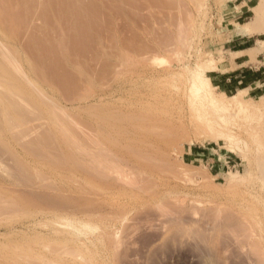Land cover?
Here are the masks:
<instances>
[{"label":"rangeland","instance_id":"1","mask_svg":"<svg viewBox=\"0 0 264 264\" xmlns=\"http://www.w3.org/2000/svg\"><path fill=\"white\" fill-rule=\"evenodd\" d=\"M46 1L7 0V2L11 3L10 7H13L12 10H15L14 14H16V18L18 17L17 24L18 27L20 26L15 40L16 46L20 51V66L22 67V69L20 68V79H23L20 81V85H25V87L29 85V89L26 87V90H28L26 94H29L28 96L32 95L34 99L31 101V98H28L26 94L24 96H27L29 103L24 100V97V99L20 98V110L23 108L21 110L23 114L21 111L20 114L23 115V118L20 115V125L16 127L17 129L14 128L16 129L14 132L12 131L14 136L18 132V140L16 136V141L14 142L15 137H12L11 140H6L7 144L5 141L2 142L4 146L0 142V148L6 145V148L2 149V151L5 150V154L3 153L4 156H2L3 159L1 157L2 166L5 169L2 172L4 177L0 173V196H2L0 198L1 264L5 262V264H10L9 259L18 253H20V258L29 259L31 254L28 256L27 253L31 252L35 253L33 256L36 255L33 257V260L37 261L36 263L33 262L34 264H200L197 253L192 249H182L179 245L168 241L170 229L173 226L166 220L168 218V210H174L172 213L185 210L183 213L192 217L191 220L193 219L189 223V227L194 229L199 224H201V227L203 224L208 227L216 224L221 227L222 225L223 227L227 225L231 231L233 227L236 229L239 225V231L240 227L244 228L242 226L247 224V226H253V228L245 227V229H248L246 231L254 230L264 236V95H255L250 90H245L242 94L244 103L240 104L242 107L240 108L239 104L237 105L236 101L230 98L232 95L222 92L208 78L212 75V71H218L214 70L211 64L218 63L226 68L232 62L234 55L230 52L231 48L233 50L234 48L244 47L248 43L256 44L260 49L264 48V45L260 43V40L264 39V33L254 34L251 37V42H246L244 39L240 40L237 35L240 28L249 22L254 24V21H258L256 22L257 26L260 29H264V15L259 17V20H256V6L260 0H56V3L55 0ZM22 2L25 6H23ZM14 5L16 6L14 7ZM29 6H33V10ZM247 8L251 9L250 12H242L243 9L245 11ZM100 10L101 12H98ZM21 11L24 16H19ZM61 11L63 15H61ZM65 11H68V13ZM28 12L31 13L29 14ZM82 14L84 16L81 17ZM237 14L242 15V17L237 18ZM96 15L99 17H96ZM53 21H56L59 25ZM10 43L6 47L8 51L14 49V47L10 46L12 45ZM49 43L57 45L53 47ZM60 43H64L62 45L63 49L70 50L69 52L65 50L66 56L70 58L65 56L61 58V55L60 57L56 54V52L59 53L57 49ZM0 44L3 45L1 39ZM71 46H74L73 50ZM50 52H52V55H50ZM28 60L45 67V72L49 73V75L47 73V76L52 79H50V84L53 85L54 81L56 86L55 84L52 87L38 84L37 88L32 84H28L24 77L25 73L27 74L26 62ZM71 61L74 67L72 66L73 64L71 65ZM76 65H78L77 68ZM52 66L54 67L52 68ZM209 67L210 70H208ZM63 73H67L69 76L65 75V78H63ZM196 74L197 76H195ZM91 76L94 77L92 78ZM206 76L210 80V82L208 80L209 84L213 87L210 86L212 93L218 100L227 102L230 106L229 111L218 113L206 101L195 97L191 93L182 94L180 92L177 94L175 97L177 101L176 108H180L189 119L197 117V120H194L197 125L181 133L177 130L176 119H173L174 122H171L172 124L169 122L168 127L170 130L165 133L168 134V137L167 134L166 137L170 139L171 144L169 143L170 145L166 147V150L163 151L164 154L162 153L160 158L158 156L151 159L153 164L156 163L155 165L157 163L160 165L163 161L161 165L165 168L160 165L159 168L162 169H159V175L152 177L157 181L151 178L148 179L154 180V182L151 181L153 186L157 184L155 188L160 198L157 202L151 203L153 205L146 204L139 195L138 198H141V202H139V199L136 201L137 186L129 183L127 180L130 179H126L128 177H125L123 173V175H120L119 171L116 173L112 170H110V173H106L107 175L103 174L106 169L109 172V168H105V171H102L103 167L100 166L105 159L99 160L98 158L106 155H99L100 151L102 150V153L105 154H107L108 150L112 152L113 147L110 148L108 145L114 144L113 138L118 137L116 126L120 125V122L123 123L124 117L127 120L134 110H147V105H145L146 107L144 105L136 107L138 97L144 91L142 90L145 85L144 79L149 83L150 94L156 95L162 93L163 90L170 87L173 83H180L187 79L204 82L203 77ZM31 78L35 81V78ZM136 80H138V83ZM35 82L37 83V81ZM120 83H122V87L119 86ZM41 87L42 89H40ZM65 89H67L66 92ZM40 96L42 97L40 98ZM46 98L50 101L46 100ZM33 100L41 101L37 102V105L34 101V104L36 107L39 105L38 109H41L42 112L33 107ZM31 105L33 106L31 107ZM149 106L152 108L159 107L161 116L172 120L173 108L171 101L155 99L149 103ZM48 108H53L54 115H56L55 119H53L54 116L52 117V109L49 110ZM36 109L38 112H36ZM44 109L49 110L52 114L48 116L50 113ZM106 111L109 114L112 112L110 116H113L110 119L105 117ZM39 112L41 115H39ZM121 112L124 114L123 117ZM95 113H100L102 117L104 115L106 121H100V115ZM126 113L127 116H125ZM205 116L212 119V121L210 119L211 123L210 121L208 123ZM112 117L116 118V121H113ZM108 119L111 122H108L110 127L106 123L109 121ZM102 121L104 122V128H102ZM114 123H117V125ZM128 123L129 120L123 124L128 125ZM105 125L108 128L106 127L105 129ZM171 126L176 128H171ZM111 127L112 129H110ZM63 128L64 132L69 134H65L70 139L69 143L72 140L69 145L72 147V151L74 150V153L76 151L75 154L77 160H79L77 161L79 162L77 167L80 169L76 166L74 169L70 167L71 171L64 169L61 172L60 170L58 173L60 175H58L50 172L51 170H49L50 168L47 164H49L50 156L63 153V148L58 143H55L56 139H53L54 135L58 134L54 131L63 132ZM108 129L111 131L109 132ZM158 129L159 132L160 129L163 131L162 128L158 127ZM207 129L210 131L207 132ZM211 130L214 135L210 134L212 133ZM53 132L54 135H52ZM101 133H104L102 138ZM44 136L50 137L52 142L47 148L44 147L41 150L38 142L40 143ZM179 136L180 138L182 136V139ZM108 137L112 142H110ZM100 139L104 140V145L107 144L108 148L101 146ZM105 139L109 141V144L105 142ZM123 144H120L118 149L123 147V150H125L126 147L124 148L125 144ZM69 145L68 147L70 148ZM89 147H92V153H95L93 154V163L91 162L90 164L92 166L91 185L88 183V177L86 178L84 174L86 172L85 169H87L86 166L90 163L88 155H86L88 152H85ZM105 147L106 149H104ZM33 149H39L37 152H43H39L36 155ZM111 154L113 155V152ZM112 155H108V158L111 159ZM80 159L83 161L81 160V162ZM102 160L104 161L100 162ZM108 163L105 162L106 165L103 164L102 166L110 167L111 165H107ZM81 167L84 169L83 171ZM122 170L121 168L120 171ZM161 170L163 171L162 174ZM10 171L20 176V181L23 182L20 183L25 184L24 182H26L30 184L29 187H32V189L43 190L53 199L60 196L62 197L61 200H63L67 196L64 200L66 201L68 198L66 204L67 206L70 205L68 206L69 209L64 206L63 202V206H59L61 209L56 210L55 207L57 206H52L51 208H54L52 210L48 204L46 206L45 203L44 206L42 201H38L31 195L28 196L29 193H25L23 190L26 187H21V185L20 187H14L10 183L11 179L8 174L11 173ZM106 177L108 178L106 179ZM113 177H115L114 179L117 182L112 179ZM121 177L124 182L119 180ZM105 179L107 181L112 180L107 182ZM41 182L45 183L41 185ZM56 186L59 188L57 189ZM49 188L52 189L50 190ZM89 188L91 193H89ZM113 188H119L125 193L127 200L124 199L125 201H122L124 206L126 201L132 202H130L132 206L131 204L129 206L126 202L127 208L129 206L128 210L124 206L123 208L112 206L110 202L114 198H106L100 195L102 191L100 189L112 190ZM56 192L60 194L57 195ZM8 196L11 199L13 197L15 200L9 199ZM28 197L33 199L31 200ZM134 197L136 199H133ZM164 199H167L168 202H165ZM93 200L98 201L94 202ZM102 200L104 201L101 202ZM100 202L102 205L97 204ZM88 203L90 206L93 205L92 203L94 205L88 208ZM159 203L162 206H159ZM7 204L9 205L7 206ZM80 204L83 210H80L82 209L79 207ZM133 204L137 206L135 207ZM99 206H101V210ZM64 207L68 210L64 209ZM153 207L155 210L152 209ZM62 208L64 209L63 211ZM95 208L98 210H95ZM159 208L167 213L159 210ZM156 209L159 213L155 215H161L159 217L160 220L157 221L158 223L155 224V219V223L152 221L151 225L146 223L147 227L140 225L141 221H145L139 219L140 216L143 218L146 212L151 211L154 213ZM161 211L165 216L167 215L165 219H163L164 217L162 218ZM240 215L242 217H239ZM234 216L235 218L238 217L236 222ZM242 218H247L245 223ZM223 220L227 223L226 225ZM137 221H139L137 224L140 226H136L137 224L135 223ZM160 222L162 225L159 224ZM217 222L219 223L217 224ZM237 223L239 224L236 225ZM142 224L145 225L144 222ZM233 230L234 235L246 236L243 233H246L244 229L240 230L243 234L240 231V234H237L238 232ZM254 240L253 244L256 243V245H252L254 248H252L253 255L260 256H254V258H256V261L258 260V264H264V244L260 243L258 235ZM170 246H177V249ZM61 247L62 250L64 249L63 251L67 252H63ZM255 250L258 251L255 252Z\"/></svg>","mask_w":264,"mask_h":264},{"label":"bare ground","instance_id":"2","mask_svg":"<svg viewBox=\"0 0 264 264\" xmlns=\"http://www.w3.org/2000/svg\"><path fill=\"white\" fill-rule=\"evenodd\" d=\"M24 1V0H23ZM46 1V0H45ZM48 1V0H47ZM46 1V2H47ZM51 1V0H50ZM61 1V0H60ZM64 1V0H63ZM67 1V0H66ZM65 1V2H66ZM73 1V0H72ZM14 2V1H13ZM35 2V1H34ZM9 3V4H8ZM15 3V2H14ZM23 3V2H22ZM33 3V2H32ZM51 3V2H50ZM55 3H56V0H55ZM68 3V2H67ZM71 3V2H70ZM10 2H7V0H0V39H1V41H2V43H3V45H1L0 46V142L2 143V142H4L5 141V143L7 144V142H6V140H11L12 139V137L14 138L15 137V140H14V142L16 141V136H17V133H16V136H14V130H16L17 128L16 127H18L19 125H20V115H22L23 114V112L20 110V106H21V104H20V98L22 99L23 97L25 98H23L24 100H27V96L29 95H27L26 94V91H28V90H26V87H25V85H20V81L23 79H20V68L22 69V67L20 66V51H19V49H18V47L16 46V43H15V40H16V36H17V33H19L18 31H19V29L18 28H20V26L18 27V24H17V19H18V17L16 18V14H14V11L15 10H12V8L10 7ZM21 4V3H20ZM24 4V3H23ZM47 4V3H46ZM53 5H54V3H52ZM51 4V5H52ZM74 4V3H73ZM28 5V4H27ZM32 5V4H31ZM16 5H14V7H15ZM22 6V5H21ZM21 6H19V7H21ZM23 6H25V4L23 5ZM55 6V5H54ZM66 7H67V5H65ZM29 7H31V10H33V6H29ZM49 7V6H48ZM52 7V6H51ZM74 7V6H73ZM78 7V6H77ZM76 7V8H77ZM80 7V6H79ZM17 8V7H16ZM24 8V7H23ZM54 8V7H53ZM95 8V7H94ZM256 20L258 19H260L259 17H261L262 15H264V0H260L259 1V3L257 4V6H256ZM29 9V8H28ZM43 9V8H42ZM55 9V8H54ZM91 9V8H90ZM89 9V10H90ZM95 9H97V8H95ZM17 10H18V8H17ZM26 10V9H25ZM25 10H23V12H25ZM44 10V9H43ZM56 10V9H55ZM61 10V9H60ZM59 10V11H60ZM64 10V9H63ZM20 11V10H19ZM29 11H30V9H29ZM54 11V10H53ZM48 13H49V11H47ZM66 12V11H65ZM84 12V11H83ZM98 12H101V10L100 11H98ZM29 14L31 13V12H28ZM53 13V12H52ZM54 13H56V12H54ZM66 13H68V11L66 12ZM69 13H70V11H69ZM82 13V12H81ZM18 14V13H17ZM29 14H27V15H29ZM42 14V13H41ZM50 14H51V12H50ZM58 14V13H57ZM91 14V13H90ZM94 14V13H93ZM92 14V15H93ZM20 15H23L22 14V11H21V14H20V12H19V16ZM59 15V14H58ZM61 15H63V13H62V11H61ZM91 15V16H92ZM24 16V15H23ZM51 16V15H50ZM54 16H55V14H54ZM82 16H84L83 14L81 15V17ZM26 17V16H25ZM96 17H99V16H97L96 15ZM102 17V16H101ZM52 18H54V17H52ZM52 18H51V20H52ZM47 19H49L48 17H47ZM99 19V18H98ZM56 20V19H55ZM58 20V19H57ZM56 20V21H57ZM255 20V19H254ZM253 20V21H254ZM49 21V20H48ZM47 21V22H48ZM56 21H53V22H55L56 23ZM59 21V20H58ZM101 21H102V19H101ZM21 22H22V20H21ZM255 23L256 22H258V21H254ZM50 23V22H49ZM253 24V22L251 23V22H249L248 24H246V25H244L243 27H241L240 28V30H239V32L240 33H242V34H250V35H254V34H258V33H264V29H260L259 28V26H257L258 24L256 23V24ZM51 24V23H50ZM56 24H58V23H56ZM59 25V24H58ZM22 26V25H21ZM85 27H87V26H85ZM46 28V27H45ZM44 29V28H43ZM42 29V30H43ZM89 30V29H88ZM44 31H46V30H44ZM44 31H42V32H44ZM20 32H21V30H20ZM77 32V31H76ZM80 34V33H79ZM77 37V36H76ZM113 37H115V36H113ZM18 38H19V35H18ZM64 38V37H63ZM62 38V39H63ZM80 38V37H79ZM67 39V38H66ZM83 39H84V37H83ZM4 41V42H3ZM60 41H62V40H60ZM67 41V40H66ZM81 41V40H80ZM98 41H99V39H98ZM11 42V43H10ZM63 42V41H62ZM5 43V44H4ZM8 43H10V44H12V45H14V46H12V45H10L11 47H14V49L12 50V49H10L9 47V51L8 50H6V47H7V44ZM66 43V42H65ZM77 43H79L78 41H77ZM84 43V42H83ZM260 43L262 44V45H264V39L263 40H260ZM48 44V43H47ZM50 44V43H49ZM81 44V43H80ZM50 45H53V47L55 46L56 47V45H54V44H50ZM62 45H64V43H60V46H59V48L57 49V50H59L58 52L60 53H57L56 51V54H58L61 58H63L64 56L65 57H68V56H66L67 54H66V52H69L70 50H68V49H63L62 47ZM72 45V44H71ZM82 45V44H81ZM81 45H79L78 44V46H80L81 47ZM46 46V45H45ZM48 46V45H47ZM65 46H66V44H65ZM69 46V45H68ZM51 47V46H50ZM74 47V46H73ZM72 46H71V49L73 48ZM76 47V46H75ZM45 48V47H44ZM64 48H67V47H64ZM78 48V47H77ZM76 48V49H77ZM54 49V48H53ZM53 49H51L52 51H53ZM48 50V49H47ZM65 50H66V52H65ZM73 50V49H72ZM262 49H260V48H258V47H255V48H251L250 50H249V52L251 53V54H253L254 55V57H255V54H257L259 51H261ZM49 51V50H48ZM77 51V50H76ZM240 52V51H239ZM51 54L50 55H52V52H50ZM241 53H243V52H241ZM72 54V53H71ZM70 54V55H71ZM28 56V55H27ZM53 56H54V54H53ZM72 57H73V55H72ZM29 58V57H28ZM57 58V57H56ZM68 58H70V57H68ZM74 58V57H73ZM33 59V58H32ZM32 59H31V61H32ZM51 59H53V58H51ZM54 59H55V56H54ZM65 59H67V58H65ZM35 60H37V59H35ZM40 60V59H39ZM57 60V59H56ZM70 60V59H69ZM30 60H28L26 63V65H27V74L25 73V78H26V80L25 81H28L27 83L28 84H32V85H34L35 87H37L38 88V84H41V85H44V86H46V85H48V86H53L54 84H55V82L53 81V85L52 84H50L51 83V81H50V77H48L47 76V71L45 72V67H42V65H40V64H37L36 62V64L34 63V62H31ZM67 61H68V59H67ZM253 61V60H252ZM76 62V61H75ZM74 62V63H75ZM53 63V62H52ZM58 63V62H57ZM62 63V62H61ZM71 63V65L73 64V62L71 61L70 62ZM81 63V62H80ZM214 63V62H213ZM216 63V62H215ZM63 64V63H62ZM211 64V63H210ZM209 64V66L210 67H212L214 70H218V71H223L224 72V70L226 69V68H224V67H222V66H220V64H218V63H216V64H211L210 65ZM40 65V66H39ZM51 65V64H50ZM57 65V64H56ZM61 65V64H60ZM60 65H58V66H60ZM80 65V64H79ZM55 66V65H54ZM54 66H52V68L54 67ZM58 66H57V68H58ZM65 66V65H64ZM73 67H74V64L72 65ZM77 66L78 65H76V68H77ZM81 66V65H80ZM210 67H209V69L208 70H210ZM49 68V67H48ZM61 68V67H60ZM78 68H80V67H78ZM207 68V67H206ZM45 69V70H44ZM50 69H51V67H50ZM49 69V70H50ZM66 69V68H65ZM68 69H69V67H68ZM54 70V69H53ZM77 70H80V69H77ZM61 71V70H60ZM63 71H66V70H63ZM62 71V72H63ZM74 71V70H73ZM81 71V70H80ZM57 72V71H56ZM59 72V71H58ZM61 72V73H62ZM69 72V71H68ZM170 72V71H169ZM55 73V72H54ZM53 73V74H54ZM65 73V72H64ZM63 73V74H64ZM52 74V75H53ZM76 74V73H75ZM48 75H49V73H48ZM65 75H68L69 76V74H64V77L63 78H65ZM77 75V74H76ZM81 75V74H80ZM22 76V77H23ZM54 76H55V74H54ZM71 76V75H70ZM74 76V75H73ZM195 76H197V74L195 75ZM31 77H33V78H35V81H37V83L31 78ZM77 77V76H76ZM92 77V76H91ZM94 77V76H93ZM92 77V78H93ZM24 78V79H25ZM71 78V77H70ZM73 78V77H72ZM146 78V77H145ZM196 78H198V77H196ZM208 78H210V77H208ZM58 79V78H57ZM61 79V78H60ZM52 80V79H51ZM59 80V79H58ZM74 80H75V76H74ZM73 80V81H74ZM197 80V79H196ZM205 80V81H204ZM208 80L209 79H207V76L206 77H203V81L204 82H202L201 80L200 81H190V80H186V81H182V82H180V83H173V84H171V86L170 87H168V88H166L165 90H163V92L162 93H159V94H156V95H151L150 94V89H149V83H148V81H145V79L143 80V82H144V86L142 87V90H144V91H142L141 92V95L138 97V100H137V103H136V107H139V106H141V105H144V107H146L145 105H147V110H145V111H141V110H134V112L132 113L131 111V115H129V113H128V115H129V117L127 118V120H126V117H124V121H123V123H126V121H128L129 120V123H128V125H126V124H123V123H121L120 121H118V122H120L119 124L120 125H118V126H116L117 128H116V130H117V136L119 137H115V138H113V137H111V138H113V142H114V144L113 143H111L110 145H108L110 148L111 147H113L112 148V152H113V155L111 154L112 152H111V150L109 151L108 149V152H107V154L108 155H112V157H110L111 159H109L108 158V155L107 154H105V153H102V150L100 151V153H99V155L101 154V156H105L106 158H108L109 159V161H107L106 160V158L105 157H102V158H98L99 160H101V159H105V161L104 160H102V161H100V162H103L104 161V165H106L105 164V162L107 163V162H109L107 165H111L110 167L109 166H102L101 164V166L100 167H103V169H102V171L104 170L105 171V168H109L108 170H109V172L107 171V169H106V171H105V173L103 172V174H106V173H110V170H112L113 172H116L117 173V171H119V173H121L120 175H123L124 174V176L125 177H128V178H126V179H130V180H127V181H129V183H131L132 185H136L137 186V188H136V194H137V200L136 201H138V199H139V202H141L140 201V197L138 198V195L139 196H141L142 197V199L144 200V202L146 203V204H151V203H155V202H157L158 200H159V198H160V196H159V193H158V191L156 190V188H155V186L157 185H155V186H153V183L152 182H154V180H156V179H154V178H152V177H155V176H158L159 175V173H160V170L159 169H162V168H159L160 167V165L163 163V161H162V163L160 164V165H158V163H157V165H155V164H153V162L151 161V159H153V158H156V157H158L159 156V158H160V155L162 156V153H163V151L164 150H166V147H168V145H170L171 144V141H170V139H167V137H168V134L167 133H165L166 131H169L170 130V128L168 127L169 126V124L172 122H174V120L173 119H176L177 120V125H176V127L178 128L177 130H178V132H181V133H183L184 131H186V130H188L190 127H192V126H196L197 124H196V121H194L195 119L197 120V117L194 119V117H192L193 119H189L188 117H187V115L180 109V108H176V104H177V101L175 100L176 98V95L177 94H179L180 92H182V94L183 93H191L192 95H194L195 97H197V98H200V99H202V100H204V101H206L210 106H211V108H213V110L215 111V112H217L218 111V113L219 112H228L229 111V108H230V106L227 104V102H223L222 100L220 101V100H218L215 96H214V94L212 93L213 91H212V89H211V84H209V82H210V80H209V82H208ZM60 81V80H59ZM58 81V82H59ZM89 81H90V79H89ZM64 82V81H63ZM136 82L138 83V80H136ZM199 82H202V83H199ZM23 83V82H22ZM67 83V82H66ZM58 84V83H57ZM62 84V83H61ZM70 85V84H69ZM55 86H56V84H55ZM72 86V85H71ZM120 87H122L123 85H122V83H120V85H119ZM211 86V87H210ZM28 87H29V85H28ZM27 87V88H28ZM40 87V86H39ZM59 87H60V85H59ZM66 88V87H65ZM213 88V87H212ZM29 89V88H28ZM31 89V88H30ZM33 89V88H32ZM40 89H42V87L40 88ZM63 89H64V87H63ZM62 89V90H63ZM68 89V88H67ZM67 89H65V92H66V90ZM244 89V88H243ZM120 90V89H119ZM37 91H38V89H37ZM64 91V90H63ZM116 91V90H115ZM245 90H240V91H238L237 93H235L234 95H232V96H230V98L231 99H234V101H236V103H237V105L239 104V107L240 108H242L241 106H240V104H243L244 103V101H243V99H242V94H243V92H244ZM39 92V91H38ZM68 92V91H67ZM31 93V92H30ZM34 93V92H33ZM32 93V94H33ZM113 93H114V91H113ZM116 93H117V91H116ZM20 94H22L21 95V97H20ZM27 95V96H24V95ZM35 94V93H34ZM33 94V95H34ZM39 95V94H38ZM42 95V94H41ZM226 95V94H225ZM32 96V95H31ZM31 96H28V98L30 97L31 99V101H32V99H34V97L32 98ZM43 96V95H42ZM42 96H40V98L42 97ZM48 97V96H47ZM189 97V96H188ZM43 98H45V97H43ZM98 98H99V96H98ZM102 98V97H101ZM184 98V97H183ZM227 98V97H226ZM48 98H46V100H47ZM155 99H161V100H166V101H171L172 102V108H173V112H172V114H171V117H173L172 118V120H168V119H166V117H164V116H161V112L159 111V107H154V108H152V107H150L149 106V103H151L153 100H155ZM35 100H36V98H35ZM35 100H33V105H31V107L33 106V107H36V105L39 103V102H41V101H35ZM38 100H40V99H38ZM43 100V99H42ZM45 100V99H44ZM49 100V99H48ZM188 100V99H187ZM36 103H35V102ZM50 101V100H49ZM189 101V100H188ZM195 101V100H194ZM27 102H28V100H27ZM38 102V103H37ZM52 102H54V101H52ZM183 102V101H182ZM29 103V102H28ZM31 103V102H30ZM36 105H35V104ZM45 103V102H44ZM190 103V102H189ZM230 103V102H229ZM185 104V103H184ZM233 104V103H232ZM48 105H49V103H48ZM53 105H54V103H53ZM236 105V104H235ZM23 106V105H22ZM51 107H53L52 105H50ZM49 106V107H50ZM248 106V105H247ZM24 107V106H23ZM38 107H39V105L36 107L37 109H38ZM41 107V106H40ZM42 108V107H41ZM44 108V107H43ZM238 108V107H237ZM249 108V107H248ZM25 109V108H24ZM26 109H27V107H26ZM30 109V108H29ZM35 109V108H34ZM37 109H36V112H38V111H40V112H42L41 111V109L39 110L38 109V111H37ZM49 110H51V111H53L52 113L51 112H49V110H45L46 112L48 111L50 114H48V116H50L51 114H52V117H53V119H55V117H56V115H54V110H53V108H48ZM209 109V108H208ZM232 109V108H231ZM239 109V108H238ZM244 109V108H243ZM248 110V109H247ZM20 111L22 112V114H20ZM95 111V110H94ZM98 111V110H97ZM108 111V110H107ZM106 111V112H107ZM111 111V110H110ZM113 111V110H112ZM39 112V113H40ZM45 112V113H46ZM56 112V111H55ZM105 112V113H106ZM206 112V111H205ZM237 112V111H236ZM27 113V112H26ZM102 113V112H101ZM104 113V112H103ZM112 113V112H111ZM110 113V114H111ZM117 113V112H116ZM120 113V112H119ZM118 113V114H119ZM56 114H57V112H56ZM96 114V113H95ZM97 114H99L100 116H99V120L101 121V120H103V121H106V119L104 118V115H103V117L101 116V114L100 113H97ZM96 114V115H97ZM108 116H107V115ZM105 114V117H107V118H111V116H113V115H111L110 116V114L107 112ZM114 115H115V113H113ZM121 114H123L122 112H121ZM207 114V113H206ZM225 114V113H224ZM236 114V113H235ZM39 115H41V113L39 114ZM57 115H59V114H57ZM93 115V114H92ZM196 115V114H195ZM43 117H44V115H42ZM124 116V114L122 115V117ZM125 116H127V113H126V115ZM207 116H208V114H207ZM101 117V118H100ZM206 117V116H205ZM22 118H23V115H22ZM49 118V117H48ZM51 118V117H50ZM98 118V117H97ZM105 120H104V119ZM119 118V117H118ZM121 118V117H120ZM199 118V117H198ZM108 119V120H109ZM112 119H113V121L115 120L116 121V118H114V117H112ZM205 119H207L208 120V123H209V121H210V119L208 118V117H206ZM204 118H203V120H205ZM62 120V119H61ZM121 120V119H120ZM199 120V119H198ZM63 121V120H62ZM102 121V128H104L103 126H104V122ZM112 121V120H111ZM200 121V120H199ZM206 121V120H205ZM204 121V122H205ZM211 121H212V119H211ZM211 121H210V123H211ZM213 121H214V118H213ZM53 122V121H52ZM56 122V121H55ZM108 122H110V120L109 121H107L106 123L108 124ZM170 122V123H169ZM59 123V122H58ZM105 123V124H106ZM111 123V122H110ZM171 123V124H172ZM206 123H207V121H206ZM59 124H62V123H59ZM106 124V125H107ZM115 125H117V123H114ZM105 125V129H106V127L108 126V127H110V124H108L107 126ZM113 125V124H112ZM111 125V126H112ZM115 125H113L114 127H115ZM205 125V124H204ZM61 126V125H60ZM112 126V127H113ZM107 127V128H108ZM112 127L110 128V129H112ZM158 127L159 128H162V130L163 131H161V129H160V132L158 131L159 129H158ZM175 127V126H174ZM173 126H171V128H174ZM175 127V128H176ZM14 128H16V129H14ZM61 128H62V126H61ZM207 128V127H206ZM55 129H58V128H55ZM54 129V130H55ZM104 129V130H105ZM158 129V130H157ZM210 129V128H209ZM19 130V129H18ZM165 130V131H164ZM176 130V129H175ZM13 131V132H12ZM56 131H58V130H56ZM56 131H54L55 133H58V134H60V135H54V132H53V134L52 135H54V138L53 139H56V141H55V143H58L62 148H63V153L62 154H57L56 156L54 155V156H50V160H49V164H47L48 166H49V170H51L50 172H52V173H59L60 172V170H61V172H62V170H64V169H67V170H70L69 168L70 167H72L73 169H74V167L76 166L77 167V165H78V163L79 162H77V161H79V160H77V157H76V151H75V153H74V150L72 151V147L69 145V144H71V142H72V140L70 141V143H69V138H67L66 136L67 135H69V134H67V133H65L64 131V128H63V132L61 131H59V132H56ZM108 131H109V129H108ZM111 131V130H110ZM109 131V132H110ZM115 131V130H114ZM173 131H174V129H173ZM172 131V132H173ZM208 131H210V130H208L207 129V132ZM214 131V130H213ZM20 132V131H19ZM51 132V131H50ZM105 132H106V130H105ZM175 132H177V131H175ZM197 132V131H196ZM211 132H212V130H211ZM216 132V131H215ZM13 134V136H12V134ZM174 133V132H173ZM172 133V134H173ZM217 133H218V131H217ZM65 134H67V135H65ZM104 134V133H103ZM103 134L101 133V138L103 137ZM166 134H167V137H166ZM172 134H170V135H172ZM210 134H212V135H214V133L212 132V133H210ZM19 135V134H18ZM46 135H48L47 133H46ZM169 135V136H170ZM211 135V136H212ZM216 135V134H215ZM109 136V135H108ZM113 136V135H112ZM183 136H184V134H183ZM69 137V136H68ZM71 137V136H70ZM104 137H106V136H104ZM171 137V136H170ZM213 137V136H212ZM214 137H216V136H214ZM90 138V137H89ZM109 138V137H108ZM172 138V137H171ZM174 138V137H173ZM179 138H180V136H179ZM44 139V140H43ZM42 140H41V138H40V140H41V142L39 143L38 141V145L40 146L39 148L42 150L44 147H48V145H51V142H52V139L50 138V137H45L44 136V138H43ZM91 139V138H90ZM104 139V138H103ZM110 139V138H109ZM176 139V138H175ZM180 139H182V136H181V138ZM17 140H18V136H17ZM89 140V139H88ZM114 140H116V141H114ZM111 141V139H110V142H112ZM176 141V140H175ZM11 142V141H10ZM54 142V141H53ZM100 142H101V146H106L107 148H108V146H107V144L106 145H104L105 143H104V140H101L100 139ZM105 142L106 143H108L109 144V141H106V139H105ZM125 142V143H124ZM16 143H18V142H16ZM54 143V144H55ZM91 144H92V142H90ZM125 144V146H124V148H125V150H123V147H120V149H118V146L120 145V144ZM170 143V144H169ZM53 144V143H52ZM74 144V143H73ZM88 144V143H87ZM91 144H89V146H91ZM99 144V143H98ZM103 144V145H102ZM123 144V145H124ZM2 145L4 146V144L2 143ZM68 145L70 146V148L68 147ZM8 146V145H7ZM85 146V145H84ZM106 147L104 148V149H106ZM4 148H6V145H5V147H2L1 146V148H0V173H2L3 171H5V169H4V167L2 166V159H3V157L2 156H4V151H2V149H4ZM10 148H12V147H10ZM38 148V147H37ZM92 148V147H91ZM90 147L88 148V150L87 151H85V152H88V153H86V155H88V161L90 162L89 164H88V166H86V168L87 169H85V176H86V178H87V180H88V183L91 185V178H92V176H91V170H92V166H90V164H91V162H92V160H93V158H94V156H93V154H95L94 152L92 153V149H91ZM103 148V147H102ZM101 148V149H102ZM122 148V149H121ZM77 149V148H76ZM94 149V148H93ZM128 149V150H127ZM12 150V149H11ZM39 149H33V151H35L34 153L37 155L39 152H43V151H39V152H37ZM98 150V149H97ZM8 151H10V150H8ZM33 151H32V153H33ZM37 152V153H36ZM104 152V151H103ZM4 153V154H3ZM31 153V152H30ZM31 153V154H32ZM33 153V154H34ZM78 153V152H77ZM97 153V154H98ZM110 153V154H109ZM32 154V155H33ZM34 154V155H35ZM164 154V153H163ZM6 155H8V154H6ZM35 155V156H36ZM81 155V154H80ZM99 155H98V157H99ZM1 157H2V159H1ZM85 157V156H84ZM83 157V158H84ZM164 158V157H163ZM163 158H161V159H163ZM85 159H86V157H85ZM158 159V158H157ZM82 159H80V161H81ZM83 161V160H82ZM81 161V162H82ZM85 161V160H84ZM151 161V162H150ZM154 161V160H153ZM160 161V160H159ZM99 162V163H100ZM93 163V162H92ZM111 163V164H110ZM86 165H87V163H86ZM163 165H161V167H162ZM164 167V166H163ZM71 168V169H72ZM78 168V167H77ZM120 168V170H121V168L123 169L122 171H120V170H118ZM165 168V167H164ZM163 168V169H164ZM78 169H80V168H78ZM81 169H82V171L84 170L82 167H81ZM48 170V171H49ZM71 171V170H70ZM11 172V171H10ZM113 172H111V173H113ZM162 170H161V174H162ZM87 173V174H86ZM118 173V174H119ZM123 173V174H122ZM166 173V172H165ZM10 176V179H11V181H10V183L11 184H13V186L15 187V186H18V187H20V185H21V187H26V188H22L24 191H25V193H29L28 194V196L29 195H31V197H33V198H35V199H38V201H42L43 202V204L42 205H44L45 206V203H46V206H48L49 205V207H50V209H52L51 207L53 206V207H55V206H57V207H55L56 208V210H59V209H61L59 206H63V204H64V206H67V204H66V201L68 200V198H67V200L65 201L64 199H65V197H67V196H65L64 197V201L63 200H61L62 199V197H56L57 198V200H55L56 198H51L50 197V195H47V193L46 192H44L43 190H35V189H32V187L30 188L29 186H30V184H27L26 182H24L25 184H22L23 182L22 181H20V176H18L17 175V173L16 174H14V173H8ZM115 174V173H114ZM2 175H3V173H2ZM1 175V176H2ZM53 175V174H52ZM58 175H60V174H58ZM65 175V174H64ZM88 175V176H87ZM107 175V174H106ZM106 175H104V176H106ZM110 175V174H109ZM62 176H63V174H62ZM3 177H4V175H3ZM48 177V176H47ZM50 177V176H49ZM65 177V176H64ZM63 177V178H64ZM117 177V176H116ZM120 177V176H119ZM108 177H106V179H107ZM115 177H113L112 179H114ZM149 178H151V179H154L153 181L152 180H148ZM9 179V180H10ZM105 179V180H106ZM111 179V180H112ZM117 179H118V177H117ZM101 180V179H100ZM110 180V181H111ZM116 182H117V180L116 179H114ZM113 180V181H114ZM120 181L122 180V177L119 179ZM25 181H26V179H25ZM107 181V180H106ZM110 181H107V182H110ZM152 181V182H151ZM157 181V180H156ZM20 182H22V183H20ZM50 182H52V181H50ZM122 182H124L123 180H122ZM126 182V181H125ZM42 183H45V182H41V185H43ZM53 183H54V181H53ZM106 183V182H105ZM140 183V184H139ZM35 184V183H34ZM46 184H47V182H46ZM107 184H109V183H107ZM127 184V183H126ZM130 184V185H131ZM41 185H39V186H41ZM49 185H51V184H49ZM102 185V184H101ZM105 185V184H104ZM110 185V184H109ZM113 185V184H112ZM119 185V184H118ZM125 185V184H124ZM2 186V185H1ZM8 186V185H7ZM12 186V187H13ZM46 186V185H45ZM48 186V185H47ZM108 186V185H107ZM106 186V187H107ZM17 187V188H18ZM86 187V186H85ZM105 187V188H106ZM111 187V186H110ZM55 188V187H54ZM56 188H57V186H56ZM59 188V187H58ZM57 188V189H58ZM130 188V187H129ZM11 189V188H10ZM20 189V188H19ZM50 190L52 189V188H49ZM132 189V188H131ZM134 189V188H133ZM77 190V189H76ZM81 190V189H80ZM89 190V193H91V189L89 188L88 189ZM100 190H102L101 191V193H100V195H102V196H105L106 198L108 197V198H114V199H111V205L112 206H114V207H119V208H123V206H124V203L122 202L124 199L125 200H127L126 198L127 197H125L126 195H124L125 193H123V191L122 190H120L119 188L117 189V188H113L112 190L111 189H100ZM24 191H23V193H24ZM83 191V190H82ZM10 192V191H9ZM22 192V191H21ZM48 192V191H47ZM100 192V191H99ZM13 193V192H12ZM20 193V192H19ZM52 193V192H51ZM4 194V193H3ZM53 194H54V192H53ZM56 194L57 195H59L60 193H57L56 192ZM84 194V193H83ZM82 194V195H83ZM123 194V195H122ZM4 195H6V194H4ZM26 195V194H25ZM66 195V194H65ZM72 195V194H71ZM85 195V194H84ZM69 196V195H68ZM87 196H89V195H87ZM2 196H0V198H1ZM6 197V196H5ZM13 197H14V195H13ZM13 197H12V199H11V197L10 196H8V198L9 199H11V200H15V199H13ZM25 197H27V196H25ZM31 197H28L29 199H31ZM53 197V196H52ZM55 197V196H54ZM32 198V199H33ZM131 198V197H130ZM3 199V198H2ZM25 199V198H24ZM31 199V200H32ZM75 199V198H74ZM133 199H136L135 197L133 198ZM132 199V200H133ZM1 200V199H0ZM28 200V199H27ZM26 200V201H27ZM70 200H71V198H70ZM73 200V199H72ZM76 200V199H75ZM79 200V199H78ZM89 200H91V199H89ZM124 200V201H125ZM165 200V202H168V200L167 199H164ZM164 200H162V201H164ZM167 200V201H166ZM62 201V202H61ZM88 201V200H87ZM94 201V200H93ZM95 201H98V200H95ZM94 201V202H95ZM100 201V200H99ZM104 200H102L101 202H103ZM106 201V200H105ZM133 201H135V200H133ZM135 201V202H136ZM162 201H160V203H162ZM17 202V201H16ZM39 202V203H40ZM64 202V203H63ZM68 202V201H67ZM79 202V201H78ZM91 202V201H90ZM101 202L100 203H97L98 205L99 204H101ZM127 202V201H126ZM126 202H125V206L127 205V204H129V206H130V204L132 203L131 201V203L130 202H127V204H126ZM8 203H9V201H8ZM30 203V202H29ZM63 203V204H62ZM74 203H76V202H74ZM112 203H116V204H112ZM134 203V202H133ZM138 203V202H137ZM158 204L159 206H162V204ZM13 204V203H12ZM11 204V205H12ZM31 204V203H30ZM48 204V205H47ZM62 204V205H61ZM66 204V205H65ZM89 204V203H88ZM93 205H94V203H92ZM96 204V203H95ZM105 204V203H104ZM136 204V203H135ZM135 204H133L134 206H135ZM166 204V203H165ZM3 205V204H2ZM9 204H7V206H8ZM10 205V206H11ZM14 205H15V203H14ZM27 205V204H26ZM40 205V204H39ZM83 205V204H82ZM86 205V204H85ZM93 205H91V206H93ZM102 205V204H101ZM151 205H153V204H151ZM168 205V204H167ZM6 206V207H7ZM19 206V205H18ZM68 206H70V205H68ZM68 206H67V208H68ZM71 206H72V204H71ZM79 206V205H78ZM84 206V205H83ZM90 206V204H89V207L88 208H90L91 207ZM103 206H105V205H103ZM110 206V205H109ZM124 206V208H126L127 210H128V208H129V206H128V208H127V206L125 207ZM131 206H132V204H131ZM133 206V208H135ZM1 207V206H0ZM3 207V206H2ZM12 207H14V206H12ZM20 207V206H19ZM48 207V208H49ZM59 207V208H58ZM79 207H81L82 208V206H81V204H80V206ZM100 207V210H101V206H99ZM158 207V206H157ZM165 207H166V205H165ZM67 208H65L64 207V209H66V210H68ZM84 208H86L85 206H84ZM98 208V207H97ZM97 208H95V210L97 209ZM131 208V207H130ZM142 208V207H141ZM156 208V207H155ZM162 208V207H161ZM161 208H159V210H162L163 212H165V213H167L168 212V218H166V216L163 214V212H162V218L163 219H165L166 218V220L167 221H169L171 224H173V226H172V229H170V234H169V236H168V241H170V242H172V243H175V244H177V245H179V247H181L182 249H192L195 253H197V256H198V259H199V262H200V264H258L257 263V261H256V258H254V256H256L255 254L253 255V252H252V245H256V243L255 244H253L254 243V239H256V236L258 235L259 236V238H260V243L262 242V244H264V236L263 235H261V233H258L257 231L255 232L254 230H250L249 232L248 231H246V229H245V227H249V226H247V224L246 225H241L242 227H244V228H241L240 227V230H245L246 231V233L245 232H243L244 234H246V236H244V237H240L239 235H234L233 233L234 232H232V230L233 229H235L234 227L231 229V231L229 230V228H228V226L226 225L227 223H225V221H224V223H225V225L226 226H224L223 227V225H222V227L221 226H218V225H214L213 224V226H210V227H208V226H206V225H202V227H201V224H199L200 225V228H199V225H198V227L197 228H193V227H189V223L190 222H192L193 221V219L191 220V218L192 217H190L189 215H186V214H184L183 212L185 211V210H183V212L181 211H179V212H177V213H172L173 211L171 210V211H165V210H163V209H161ZM164 208V207H163ZM4 209V208H3ZM8 209V208H7ZM63 208H62V211L64 210ZM73 209V208H72ZM152 209H154V207L152 208ZM151 209V210H152ZM158 209V208H157ZM157 209H156V211H157ZM175 209V208H174ZM185 209V208H184ZM188 209V208H187ZM52 210H54V208L52 209ZM78 210V209H77ZM80 210H83V208L82 209H80ZM85 210V209H84ZM87 210V209H86ZM89 210V209H88ZM93 210H94V207H93ZM98 210V209H97ZM112 210H114V209H112ZM118 210V209H117ZM142 210V209H141ZM141 210H140V212H141ZM146 210V209H145ZM155 210V209H154ZM167 210V209H166ZM21 211V210H20ZM79 211V210H78ZM115 211V210H114ZM119 211H121V210H119ZM154 212V213H152L151 211V213L148 211V213L146 212V214H144L143 215V218H142V216H140V218L139 219H142V220H145V221H143L144 222V224L145 225H143L142 223V221H141V224L140 225H142L143 227H147L146 226V223H150V225H151V223H152V221L154 222V220H155V224H157L158 222L157 221H159L160 219H159V217L161 216H158V215H155V214H158L159 212L157 211V212ZM80 212V211H79ZM86 212V211H85ZM90 212V211H89ZM105 212V211H104ZM118 212V211H117ZM116 212V213H117ZM123 212V211H122ZM125 212V211H124ZM139 212V211H138ZM144 212V211H143ZM247 212V211H246ZM251 212V211H250ZM21 213H23V212H21ZM87 213V212H86ZM85 213V214H86ZM91 213V212H90ZM101 213V212H100ZM111 213V212H110ZM109 213V215H111ZM115 213V214H116ZM145 213V212H144ZM96 214H97V212H96ZM193 214H194V212H193ZM248 214V213H247ZM114 215V214H113ZM230 215H232V214H230ZM99 216V215H98ZM102 216H103V214H102ZM123 216V215H122ZM157 216H158V218H157ZM226 216V215H225ZM233 216V215H232ZM133 217V216H132ZM136 217H138V216H136ZM224 217V216H223ZM223 217H222V219H223ZM237 217V216H236ZM239 217H242L241 215L239 216ZM251 217V216H250ZM161 218V219H162ZM233 218V217H232ZM238 218V217H237ZM237 218H235V216H234V219H235V222H236V219ZM248 218V217H247ZM247 218H242V221L245 223L246 221L245 220H247ZM119 219V218H118ZM133 219H134V217H133ZM137 219V218H136ZM138 219V220H139ZM162 219V220H163ZM227 219H229V218H227ZM212 220V219H211ZM217 220H218V218H217ZM221 220V219H220ZM231 220V219H230ZM229 220V221H230ZM238 220V219H237ZM232 221V220H231ZM139 221H137L135 224H137ZM221 222V221H220ZM227 222V221H226ZM240 222V221H239ZM162 223H163V221H162ZM213 223V222H212ZM219 222H217V224H218ZM223 223V224H224ZM244 223H241V224H244ZM248 223V222H247ZM113 224V223H112ZM159 224H161V222L159 223ZM206 224V223H205ZM221 224V223H220ZM239 223H237L236 225H238ZM250 224V223H249ZM139 224H137L136 226H140ZM148 225V224H147ZM162 225V224H161ZM230 225V224H229ZM160 226V225H159ZM164 226H166V225H164ZM163 226V227H164ZM239 226V225H238ZM237 226V230L235 229V230H233V231H236V232H238L237 234H240L241 233V231H240V233H239V231H238V227ZM251 226V225H250ZM142 227V228H143ZM171 227V226H170ZM250 229L251 228H253V226H251V227H249ZM111 229V228H110ZM113 229V228H112ZM148 229H149V225H148ZM145 230V229H144ZM151 230V229H150ZM248 230V229H247ZM106 232H108V231H106ZM158 232V231H157ZM248 232V233H247ZM163 233V232H162ZM214 233V234H213ZM243 233H241V234H243ZM256 233V234H255ZM159 235V234H158ZM217 235V236H216ZM160 237V236H159ZM167 238V237H166ZM146 240V239H145ZM167 240V239H166ZM165 240V241H166ZM168 241H166V242H168ZM258 241H259V239H258ZM165 242V243H166ZM164 243V244H165ZM258 243V242H257ZM174 244V245H175ZM64 245V244H63ZM61 246V245H60ZM162 246V245H161ZM161 246H159V247H161ZM167 247H169V246H167ZM171 248H174L173 246H170ZM254 247H256V246H254ZM258 247V246H257ZM56 248V247H55ZM58 248V247H57ZM60 248V247H59ZM163 248V247H162ZM176 249H177V246L175 247ZM262 248V247H261ZM260 248V249H261ZM37 249V248H36ZM52 249V248H51ZM66 249V248H65ZM69 249V248H68ZM179 249V248H178ZM254 249V248H253ZM50 250V249H49ZM61 250H62V247H61ZM64 250V249H63ZM62 250V251H63ZM128 250V249H127ZM156 250V249H155ZM39 251V250H38ZM48 251V250H47ZM123 251V250H122ZM258 251V250H257ZM256 250H255V252H257ZM13 252V251H12ZM31 252V251H30ZM34 252V251H33ZM50 252H51V250H50ZM54 252H55V250H54ZM57 252V251H56ZM63 252H67V251H63ZM155 252V251H154ZM6 253V252H5ZM62 253V252H61ZM262 253H263V251H262ZM12 254V253H11ZM16 254V253H15ZM30 254H31V256H30ZM33 254H35V253H27V255L28 256H30V258L28 259V258H26V259H22V258H20V253H18L17 255H14V256H12L10 259H9V261H10V264H34L33 262H35V260H33V257L34 256H36V255H34L33 256ZM60 254V253H59ZM257 254V253H256ZM122 255V254H121ZM126 255H128V254H126ZM258 255V254H257ZM260 255H262V254H260ZM2 256V255H1ZM0 256V257H1ZM42 256V255H41ZM259 256V255H258ZM258 256H256V257H258ZM43 257V256H42ZM260 257V256H259ZM36 258V257H35ZM31 259V260H30ZM123 259V258H122ZM127 259V258H126ZM263 259V258H262ZM27 261V263H26V261ZM30 260V261H29ZM33 260V261H32ZM36 260H38V259H36ZM32 262V263H31ZM37 262V261H36ZM35 262V263H36ZM3 263V262H2ZM6 263V262H5ZM4 263V264H5ZM7 263H9L8 261H7ZM39 263H41V262H39ZM0 264H1V260H0ZM45 264V263H44Z\"/></svg>","mask_w":264,"mask_h":264},{"label":"crops","instance_id":"3","mask_svg":"<svg viewBox=\"0 0 264 264\" xmlns=\"http://www.w3.org/2000/svg\"><path fill=\"white\" fill-rule=\"evenodd\" d=\"M250 10L247 8L245 11L243 9L242 12H250ZM236 17L240 18L242 15L237 14ZM237 35L240 40L252 41L251 37L253 35L242 34L239 31ZM255 47L259 46L248 43L244 47L234 48L233 50L231 48L230 52L234 55L232 62L224 72L212 71L210 76L212 83L227 95H234L240 90H250L255 95H264V48L254 57L249 50Z\"/></svg>","mask_w":264,"mask_h":264},{"label":"trees","instance_id":"4","mask_svg":"<svg viewBox=\"0 0 264 264\" xmlns=\"http://www.w3.org/2000/svg\"><path fill=\"white\" fill-rule=\"evenodd\" d=\"M230 95V94H229Z\"/></svg>","mask_w":264,"mask_h":264}]
</instances>
